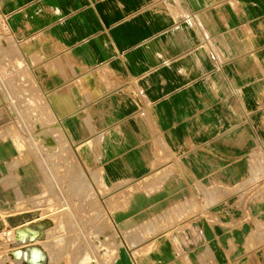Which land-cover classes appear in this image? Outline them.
<instances>
[{
  "label": "crops",
  "instance_id": "crops-1",
  "mask_svg": "<svg viewBox=\"0 0 264 264\" xmlns=\"http://www.w3.org/2000/svg\"><path fill=\"white\" fill-rule=\"evenodd\" d=\"M0 37V216L80 264L111 222L114 264H264V0H0Z\"/></svg>",
  "mask_w": 264,
  "mask_h": 264
},
{
  "label": "bare ground",
  "instance_id": "bare-ground-1",
  "mask_svg": "<svg viewBox=\"0 0 264 264\" xmlns=\"http://www.w3.org/2000/svg\"><path fill=\"white\" fill-rule=\"evenodd\" d=\"M0 217V235L2 232L6 233L13 230V237H10L17 242L19 241L17 245L18 248H11L12 250H9L11 255L16 260L20 261L19 264H67L65 260H56L54 253L48 249L45 243L46 238L49 237L48 235L55 227L54 219L50 217V215H39L30 210H24L14 214H5ZM51 224H53V226H49ZM8 235H10V233ZM15 241L14 243H17Z\"/></svg>",
  "mask_w": 264,
  "mask_h": 264
},
{
  "label": "rangeland",
  "instance_id": "rangeland-1",
  "mask_svg": "<svg viewBox=\"0 0 264 264\" xmlns=\"http://www.w3.org/2000/svg\"><path fill=\"white\" fill-rule=\"evenodd\" d=\"M4 40H8V39H6L4 37H0V44H2V42ZM84 177H85V180H86L87 177L85 176V174H84ZM69 178H70V176H68L67 179H69ZM94 180L97 181L95 177H94ZM83 188H84V186H83ZM83 188L73 189V190H71V189H66L65 190L64 189L62 191H63L64 196H66V197H71L73 195L74 196H76V195L79 196V195H82V193H84V191L86 192V188H85V190ZM135 189H136L135 188V185H132V184L131 185H128L127 187H125V188H123L121 190H117L116 191V190L113 189L112 192H111V202H110V209L112 210V212L117 207V202H116L117 201V198L120 195H122L124 197L126 194H133L134 191H135ZM57 192L58 191L53 190V192H51L48 195V197H60L61 195H63V194H60V193H57ZM208 193L209 194H208L206 206L207 207H210V206H212V205H214L216 203V200L217 199L215 198L216 197V194L214 193V190H211V191L209 190ZM50 202H52V201H50ZM39 206H40V202L38 200V203L35 205V207H39ZM50 207H52V209L54 211H60L61 209L62 210H66V207L64 205H53V206H50ZM198 207H199L198 200H196V199L193 198L192 200H190L187 203L188 214L187 215H182L179 218H186L189 215L197 212L196 210L198 209ZM32 212H34V213L36 212L39 215L40 214L41 215L42 214L43 215L46 214V213L41 212L39 208H37L35 210H32ZM2 213L3 214H7L5 212H2ZM54 214L53 215H50V217H52L54 219L55 227L53 228V231H51L50 234L48 235L49 237H50V235H52L54 233V231L56 229L62 228L63 227V224H64V222L57 221L56 216ZM46 215L49 216V214H46ZM161 226L165 228L167 225H165L164 223H162ZM111 232H112L111 233L112 235H111L110 253H106V254L103 255L102 253L96 252V254H95V256H96L95 259L96 260H100V261H103L105 259V264H114V262H115V260L117 258V250H116L117 249V243H116V240L118 238V232H117V226H116V224L114 222H111ZM9 233H10V235H8ZM2 234L0 235L1 236V240H0V264H4V263L5 264H8V262L11 261L10 258H9L10 257L9 256V252H10L9 250L11 249L10 244L12 243V240H13V238H12L13 237L12 236L13 235V230H11V232L10 231L9 232H6V233L4 232ZM6 236L7 237L9 236V237L7 238ZM10 236H12V237H10ZM49 237L47 238V240H45V243H46L48 249H50V251L54 253L55 256L52 253V255L54 257H56L58 259H61L63 261L65 260V262H67V264H80V263H77L75 261V259L78 258V260H79L82 257L83 253H68V254L56 253L53 250H51V248L48 245L49 244L48 243L49 242ZM115 253H116V255H115ZM89 257H86V255H85L84 259L87 260ZM13 263L15 264V262H13Z\"/></svg>",
  "mask_w": 264,
  "mask_h": 264
},
{
  "label": "built area",
  "instance_id": "built-area-1",
  "mask_svg": "<svg viewBox=\"0 0 264 264\" xmlns=\"http://www.w3.org/2000/svg\"><path fill=\"white\" fill-rule=\"evenodd\" d=\"M0 240H1V237H0Z\"/></svg>",
  "mask_w": 264,
  "mask_h": 264
}]
</instances>
